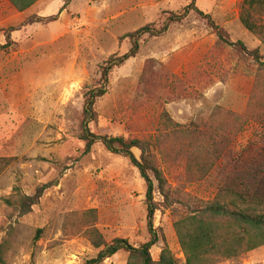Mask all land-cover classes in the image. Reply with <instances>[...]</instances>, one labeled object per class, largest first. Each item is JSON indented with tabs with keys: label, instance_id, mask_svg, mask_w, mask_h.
Returning a JSON list of instances; mask_svg holds the SVG:
<instances>
[{
	"label": "rangeland",
	"instance_id": "374dc122",
	"mask_svg": "<svg viewBox=\"0 0 264 264\" xmlns=\"http://www.w3.org/2000/svg\"><path fill=\"white\" fill-rule=\"evenodd\" d=\"M188 3L70 0L62 7V0H38L17 11L0 0V158L8 160L0 166V264H82L114 238L149 240L138 170L100 143L85 153L78 140L84 95L98 84L100 65L130 48L126 34L157 26ZM241 3L196 0L229 40L264 58V41L240 22ZM94 108L96 133L149 142L176 198L212 197L229 157L264 149V68L218 41L195 13L161 36H143ZM201 164L209 177L196 181L190 173ZM38 187L40 198L22 213L18 193L32 196ZM154 199L159 240L151 257L166 246L184 264L173 222L185 207H166L157 191ZM127 258L118 251L101 264ZM218 264H264V245Z\"/></svg>",
	"mask_w": 264,
	"mask_h": 264
},
{
	"label": "trees",
	"instance_id": "16d2710c",
	"mask_svg": "<svg viewBox=\"0 0 264 264\" xmlns=\"http://www.w3.org/2000/svg\"><path fill=\"white\" fill-rule=\"evenodd\" d=\"M7 1L17 11H24L38 0ZM62 1V7H64L70 0ZM190 13H195L204 19L218 41L224 45L236 47L251 57L259 67L264 68V58L261 57L258 49H248L240 40H229L225 30L212 19L209 13L202 11L196 5V0H189V3L178 12L167 13L157 26L145 25L125 35L130 40V48L121 55L110 56L100 65L98 84L89 88L84 95L78 140L82 143L85 153L93 145L100 143L110 153L127 158L138 170L145 184L146 218L150 238L138 245L131 244L124 238H114L109 243H103L101 248V244L95 239L94 245L100 249L94 257L86 259L82 264H101L103 260L118 251L128 253L126 264H179L166 246L161 249L157 260H154L150 254L151 246L159 240L153 227V216L158 209L154 199L155 191L162 197L166 207L175 206L176 203L185 207L173 222L184 256V264H218L225 260L238 261L247 252L264 245V156L261 154L264 149L259 147L254 154L239 153L229 157L226 160L224 176L216 184L212 197L202 199L189 195V197L176 198L175 189L171 187L161 169L155 164L151 146L147 140L101 135L91 128V123L97 120L95 103L106 94L113 70L137 55L140 39L143 36H161L173 24L185 20ZM239 19L244 28L264 41V0H242ZM29 22L34 21L32 19L24 21L25 24ZM180 133L185 132L180 130ZM133 148L140 151L139 157L135 156ZM7 161L0 158V166H4ZM205 166L206 164H201L202 169L200 167L192 170L191 178L196 181L208 178L209 174ZM41 193L42 187H38L32 196L18 193L16 201L20 211L27 212L40 198ZM3 200L7 205H13L10 198ZM2 260L0 250V262Z\"/></svg>",
	"mask_w": 264,
	"mask_h": 264
}]
</instances>
